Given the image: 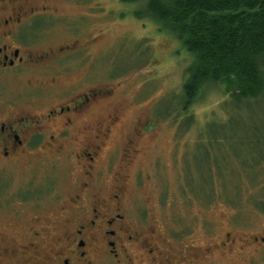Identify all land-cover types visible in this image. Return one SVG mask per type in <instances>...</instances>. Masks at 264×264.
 Listing matches in <instances>:
<instances>
[{
	"label": "rangeland",
	"instance_id": "rangeland-1",
	"mask_svg": "<svg viewBox=\"0 0 264 264\" xmlns=\"http://www.w3.org/2000/svg\"><path fill=\"white\" fill-rule=\"evenodd\" d=\"M53 1L62 10L54 21L43 18L50 23L46 31L54 35L45 40L62 45L76 39V52L48 68L28 69L20 79L9 78L0 89V104L41 110L54 104L57 96L52 93L58 90L77 93L92 86L113 90L117 103L97 104L85 118L121 117L114 133L100 137L104 158L113 153L116 160L126 151L119 142L132 137L126 136V123L135 126L130 195L156 233L165 239L167 233L188 236L194 245L200 241L201 248L214 244L210 238L219 244L233 223L239 224L234 233L264 235V209L256 204L264 187V163L257 167L263 172L257 184L249 182L243 165L264 153V97L243 102L230 96L224 99L228 86L220 83L184 111L180 93L191 57L180 40L152 19L134 14L141 5L124 0ZM90 41L96 42L90 50L79 48ZM53 75L58 77L56 82L50 81ZM42 160V179L54 184L42 214L57 221L61 205L83 176L76 161L46 154ZM220 167L225 175L213 178V194L201 196L211 180L206 171L211 168L217 173ZM21 169L14 171L12 180L30 175L28 167ZM235 170L242 171L241 176L231 173ZM169 243L174 244L171 238L165 240L166 246ZM261 251L250 264H264L263 246Z\"/></svg>",
	"mask_w": 264,
	"mask_h": 264
},
{
	"label": "flooded vegetation",
	"instance_id": "flooded-vegetation-1",
	"mask_svg": "<svg viewBox=\"0 0 264 264\" xmlns=\"http://www.w3.org/2000/svg\"><path fill=\"white\" fill-rule=\"evenodd\" d=\"M45 1L0 0V89L9 78L20 79L28 69L48 68L76 52V39L62 45L45 40L54 36L46 31L48 21L62 10L53 0ZM93 45L78 47L85 52ZM51 78L58 80L57 75ZM52 94L54 104L41 110L0 104V264H250L262 254L264 235L234 233L238 223L222 233L219 244L210 238L214 244L206 248L188 236L167 233L165 239L156 233L130 195L135 126L124 124L126 136L132 137L119 142L126 151L116 160L113 153L104 158L100 137L114 133L121 117L86 119L97 104L117 103L113 90L92 86ZM44 154L78 162L83 176L61 205L57 221L42 214L54 185L42 179ZM25 166L30 175L12 180L14 171ZM169 238L174 244L166 246Z\"/></svg>",
	"mask_w": 264,
	"mask_h": 264
},
{
	"label": "trees",
	"instance_id": "trees-1",
	"mask_svg": "<svg viewBox=\"0 0 264 264\" xmlns=\"http://www.w3.org/2000/svg\"><path fill=\"white\" fill-rule=\"evenodd\" d=\"M124 1L141 5L133 11L137 17L152 19L188 51L191 59L180 93L184 111L220 83L228 86L224 99L243 102L264 97V0ZM254 157L250 165L243 164L251 184L259 183L263 174L257 167L264 163V153ZM216 171H206L211 180L201 196L213 194V178L225 175L221 167ZM231 173L239 177L242 171ZM259 194L256 204L264 209V187Z\"/></svg>",
	"mask_w": 264,
	"mask_h": 264
}]
</instances>
